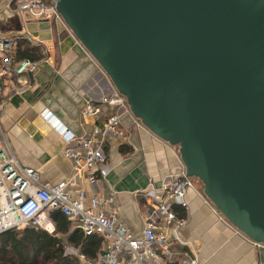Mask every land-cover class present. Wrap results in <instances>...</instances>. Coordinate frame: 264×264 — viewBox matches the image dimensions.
I'll use <instances>...</instances> for the list:
<instances>
[{
	"label": "water",
	"instance_id": "95a60500",
	"mask_svg": "<svg viewBox=\"0 0 264 264\" xmlns=\"http://www.w3.org/2000/svg\"><path fill=\"white\" fill-rule=\"evenodd\" d=\"M56 9L133 115L178 146L216 209L264 243V0H58Z\"/></svg>",
	"mask_w": 264,
	"mask_h": 264
},
{
	"label": "crops",
	"instance_id": "0c3cea01",
	"mask_svg": "<svg viewBox=\"0 0 264 264\" xmlns=\"http://www.w3.org/2000/svg\"><path fill=\"white\" fill-rule=\"evenodd\" d=\"M6 1L9 0L0 1L1 5ZM7 18L0 26L1 35L16 36L34 48L36 54H41L35 60L49 58L42 62L41 70L32 77L31 87L23 94L13 93L12 79L3 81L6 102L0 113V129L12 150L23 165L38 170L44 181H71L68 190L73 196L84 192L88 204L95 193L105 197L115 191V199L106 201L103 208L116 213L133 236L140 238L148 210L140 191L151 183L159 185L168 173L185 170L178 146L148 128H138L135 117L125 114L119 134L105 145L106 163L98 167L108 170L107 176L96 185H91L84 175L77 176L71 159L63 153L65 140L44 119V114L51 112L70 130L80 133L95 123L90 118L83 126L80 124L85 99H100L115 87L98 62L61 23L44 19L23 24L18 17ZM15 42L16 39L13 51ZM110 113L111 109H105L102 119ZM186 200L188 209L174 206L178 217L188 220L178 231H172L176 238L171 247L179 254L170 264H186L190 258L198 259L199 264H264V243L253 241L229 223L206 197L200 181L187 190Z\"/></svg>",
	"mask_w": 264,
	"mask_h": 264
},
{
	"label": "built area",
	"instance_id": "2783aa9c",
	"mask_svg": "<svg viewBox=\"0 0 264 264\" xmlns=\"http://www.w3.org/2000/svg\"><path fill=\"white\" fill-rule=\"evenodd\" d=\"M57 2L58 0H9L3 12L7 17H18L23 24L45 19L59 22L69 29L56 9ZM15 39L16 36L0 34V113L6 102L2 93L3 81L12 79L13 93L23 94L31 87L32 77L41 70L42 62L49 61L48 57L43 60H15ZM77 41L81 43L78 39ZM105 109H111V113L104 120L102 117ZM125 114L133 115L126 97L114 88L100 99H85L80 124L83 126L91 118L95 123L90 129L84 128L80 133L73 132L51 112L45 113L44 119L65 140L66 148L63 153L71 159L75 174L86 176L91 185H96L108 173L106 169H98L106 163L105 145L119 134L118 127ZM135 125L138 128L145 127L136 117ZM198 181L183 170L181 173H168L159 185L151 183L142 189L140 194H143L148 203V210L142 236L136 238L116 213H109L103 208L106 201L115 199V191L105 197L95 193L89 198L88 204L84 192L73 196L68 190L71 181L57 184L44 181L38 170L21 163L0 129V234L30 226L55 234L56 226L50 212L60 210L69 218L72 226L80 229L84 235L96 234L103 239V252L94 260L78 249L69 248V252L79 255L82 264H170L179 254V251L171 247L172 240L176 238L172 231H178L188 220L179 218L174 206L189 208L186 192ZM186 264L199 262L196 258H190Z\"/></svg>",
	"mask_w": 264,
	"mask_h": 264
},
{
	"label": "trees",
	"instance_id": "16d2710c",
	"mask_svg": "<svg viewBox=\"0 0 264 264\" xmlns=\"http://www.w3.org/2000/svg\"><path fill=\"white\" fill-rule=\"evenodd\" d=\"M22 41L16 38L15 60H35L41 55ZM50 216L56 226L55 234L36 226L11 229L0 234V264H82L79 255L69 252V248L78 249L92 260L103 252L101 236H84L60 210H52Z\"/></svg>",
	"mask_w": 264,
	"mask_h": 264
},
{
	"label": "rangeland",
	"instance_id": "374dc122",
	"mask_svg": "<svg viewBox=\"0 0 264 264\" xmlns=\"http://www.w3.org/2000/svg\"><path fill=\"white\" fill-rule=\"evenodd\" d=\"M2 1V0H0ZM7 2V1H6ZM3 5V7H2ZM1 5V2H0V26H3V24L6 23V21L8 20L7 16H5V13L3 12L4 10V7L6 6V3H2ZM13 17H16V16H13ZM1 33V32H0ZM201 183V182H200ZM202 184V183H201ZM203 186V185H202Z\"/></svg>",
	"mask_w": 264,
	"mask_h": 264
}]
</instances>
